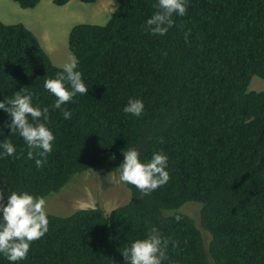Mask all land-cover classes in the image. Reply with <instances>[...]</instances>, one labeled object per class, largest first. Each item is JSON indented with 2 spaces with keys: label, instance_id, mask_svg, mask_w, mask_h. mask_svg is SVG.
<instances>
[{
  "label": "trees",
  "instance_id": "obj_1",
  "mask_svg": "<svg viewBox=\"0 0 264 264\" xmlns=\"http://www.w3.org/2000/svg\"><path fill=\"white\" fill-rule=\"evenodd\" d=\"M10 1L33 9L40 0ZM115 2L105 25L69 32V51L89 89L61 106L69 120L44 88L62 68L24 25L0 21V100L24 87L34 107L49 108L46 126L55 137L38 168L0 109V142L16 149L0 156L3 203L12 191L46 198L76 175L116 170L128 148L141 162L163 152L170 179L143 196L123 182L129 201L108 214L47 212V233L17 264H126L123 249L152 227L169 240L162 264H264V91L248 89L252 77L264 80V0H188L186 14L174 15L163 36L145 27L157 0ZM129 98L142 100L140 116L123 111ZM190 205L197 221L184 211ZM0 264L11 262L0 254Z\"/></svg>",
  "mask_w": 264,
  "mask_h": 264
},
{
  "label": "clouds",
  "instance_id": "obj_2",
  "mask_svg": "<svg viewBox=\"0 0 264 264\" xmlns=\"http://www.w3.org/2000/svg\"><path fill=\"white\" fill-rule=\"evenodd\" d=\"M112 0L111 4H114ZM188 0H157L156 11L145 21V27L152 35H165L173 26V16H184L187 12ZM111 18L118 8H108ZM189 32L185 33L187 40ZM78 60L69 54L66 62L61 65L62 71L55 78H47L44 88L56 99L52 107L60 109L65 120L72 118L70 111L61 106L72 101L77 94L86 95L89 91L82 79V73L77 71ZM67 82V83H65ZM0 109L10 117L11 123L5 125L11 129V134L18 132L28 147V159H34L38 168L43 167L47 155L52 151L55 137L46 126L49 108L33 106L31 93L23 88L15 92L11 98L0 100ZM144 104L140 99L129 98L123 111L134 116L143 113ZM29 117L31 119H29ZM0 156H13L15 146L7 139L0 142ZM123 162L116 169L121 182L135 186L143 195H149L170 179L166 171L168 158L163 152H154L151 159L141 162L139 152L135 148L122 150ZM39 157V158H37ZM18 158V157H17ZM114 158V157H113ZM3 192H0V254L11 264L25 260L30 250V244L42 238L48 231L49 220L44 197H34L27 191H12L3 203ZM179 222L181 217L175 216ZM169 240L164 239L159 230L152 227L146 238L131 242L121 252L126 264H162L167 260L166 249ZM176 247V242H172Z\"/></svg>",
  "mask_w": 264,
  "mask_h": 264
},
{
  "label": "rangeland",
  "instance_id": "obj_3",
  "mask_svg": "<svg viewBox=\"0 0 264 264\" xmlns=\"http://www.w3.org/2000/svg\"><path fill=\"white\" fill-rule=\"evenodd\" d=\"M111 3L112 0L95 3L72 0L69 5L58 7L52 0H40L35 8L22 9L10 0H0V21L7 25L22 24L34 32L52 64L61 68L71 54L68 48L71 28L78 24L105 25L110 16L108 8L116 7V2ZM248 89L264 91V80L252 77ZM129 198V191L115 169H94L76 175L58 193L47 196L46 212L64 216L78 209L100 208L108 214ZM184 211L198 220L196 206L190 205Z\"/></svg>",
  "mask_w": 264,
  "mask_h": 264
},
{
  "label": "crops",
  "instance_id": "obj_4",
  "mask_svg": "<svg viewBox=\"0 0 264 264\" xmlns=\"http://www.w3.org/2000/svg\"><path fill=\"white\" fill-rule=\"evenodd\" d=\"M71 1H72V0H71ZM71 1H70V2H71ZM70 2H68L67 4L69 5ZM68 5H67V6H68ZM64 6H65V5H64ZM33 33H34V32H33Z\"/></svg>",
  "mask_w": 264,
  "mask_h": 264
}]
</instances>
